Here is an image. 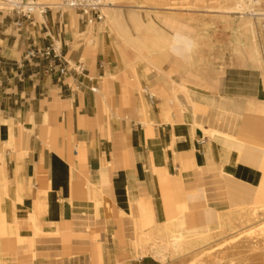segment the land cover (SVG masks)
Here are the masks:
<instances>
[{
	"label": "crops",
	"instance_id": "obj_1",
	"mask_svg": "<svg viewBox=\"0 0 264 264\" xmlns=\"http://www.w3.org/2000/svg\"><path fill=\"white\" fill-rule=\"evenodd\" d=\"M47 20L17 34L0 24V154L10 193L3 205L24 235L22 243L0 237V264H159L135 248L145 215L203 227L227 208L264 201L257 74L227 69L205 79L189 68L194 28L166 15L157 21L171 41L160 69L125 68L115 33L97 28L94 47L87 24L58 40ZM64 20L67 27L68 12ZM48 45L76 70L61 75L44 59L24 60L28 48ZM176 84L189 96H175ZM228 106L229 122L221 115Z\"/></svg>",
	"mask_w": 264,
	"mask_h": 264
},
{
	"label": "bare ground",
	"instance_id": "obj_2",
	"mask_svg": "<svg viewBox=\"0 0 264 264\" xmlns=\"http://www.w3.org/2000/svg\"><path fill=\"white\" fill-rule=\"evenodd\" d=\"M12 0H0V7L10 5ZM38 1V0H37ZM101 21H90L86 26L89 44L96 46L97 28L105 31L106 37L115 33L114 46L125 68L137 62L160 69L169 54L170 34L157 21L166 15L181 20L195 29L189 68H199L223 73L227 57L241 65L256 67L261 72L264 88V0H102ZM40 4L54 6L59 0H39ZM73 25L74 9H68ZM142 12L145 13L143 16ZM76 13V12H75ZM154 13L155 19L151 16ZM36 24L44 18L40 11L32 13ZM217 65V67H215ZM189 88L176 84L175 96H189ZM213 104V103H212ZM219 107L224 103H219ZM214 108L215 106L213 104ZM264 109V108H263ZM221 115L230 121L234 115L230 106L221 109ZM262 110V109H261ZM212 134V130H206ZM1 145V143H0ZM14 142L10 141L9 146ZM5 157L0 154V237L14 235L19 242L24 235L17 230V222L9 221L3 203L10 196L9 180L4 168ZM17 205L22 201L17 197ZM14 205V208H17ZM136 222L135 248L139 255L167 264L169 259L187 257L184 264H234L241 253L243 242L264 241V201L245 206L227 208L221 212L219 221L210 226L182 228L177 220L164 223L152 222L144 216ZM33 235L41 232L33 213Z\"/></svg>",
	"mask_w": 264,
	"mask_h": 264
},
{
	"label": "built area",
	"instance_id": "obj_3",
	"mask_svg": "<svg viewBox=\"0 0 264 264\" xmlns=\"http://www.w3.org/2000/svg\"><path fill=\"white\" fill-rule=\"evenodd\" d=\"M102 0H59L58 4L50 6L48 4H40L37 0H12L10 5L6 6L7 14L13 18V23L17 31H22L25 28V22L30 21L32 13L40 11V13L52 18L53 9H55L56 20L54 24L57 30L54 33L56 39L61 40L65 33L66 23L63 20V15L68 9H74L78 15V20L87 24L90 21H100L103 17L101 7ZM46 60V70L59 71L61 75L68 72L70 69L76 70L75 66L64 59L60 51H57L53 45L44 47L32 46L28 48L24 55V60L34 61Z\"/></svg>",
	"mask_w": 264,
	"mask_h": 264
},
{
	"label": "rangeland",
	"instance_id": "obj_4",
	"mask_svg": "<svg viewBox=\"0 0 264 264\" xmlns=\"http://www.w3.org/2000/svg\"><path fill=\"white\" fill-rule=\"evenodd\" d=\"M68 11L69 10H66V12H68ZM142 14H143V16L145 15L144 12H142ZM52 15H53L52 16L53 19L56 20L55 9H53ZM48 16L50 17L49 14L47 16L44 15V18L39 20L34 25L39 27L41 22H46L47 25L49 26V21L47 20ZM151 16L155 19L154 13H152ZM31 17L33 19L30 21H26L24 23L25 25L29 22H32V21L35 22L36 21V17L33 14L31 15ZM73 17L76 18L78 24L73 25V23L71 21H69L67 24V27L65 28V32H70L71 30H74V36L77 37V36H79V33H78V28H79L78 15L74 12ZM64 19H65V13L63 15V20ZM155 20L158 21L157 19H155ZM64 22H66V21L64 20ZM0 24L9 28L7 30V32H11V31L13 32L14 31L15 34H17L19 32V31H17V29L13 23V18L7 14L6 6L0 7ZM50 30H51V32H53V28H50ZM194 32H195V29H194ZM86 42L89 44V38H86ZM263 57H264V50H263ZM225 63L226 64L224 66L223 73H221V74L216 73L214 71L206 70L202 67L199 68V70L197 72H201L203 75H205V79H210V78H212V76H222L226 73L227 69H230L233 72H239V70L240 71L246 70V72L248 74H251L253 72L254 75L257 74L258 79H259V89H258L259 91H258L257 95H258L259 99L264 100V88H263V84H262L261 72L258 68L250 66V65H246V66L241 65L238 60H236L234 58H229V57L226 58ZM215 67H217V65ZM204 73H206V74H204ZM249 80H250V78H249ZM238 248L241 251V253L236 257V261L234 264H264V241H260V242L258 241V243H248L246 241V242H243L240 245H238ZM186 261H187V257H180V258H175V259H169L167 264H184ZM209 264H211V263H209ZM212 264H214V263H212Z\"/></svg>",
	"mask_w": 264,
	"mask_h": 264
}]
</instances>
